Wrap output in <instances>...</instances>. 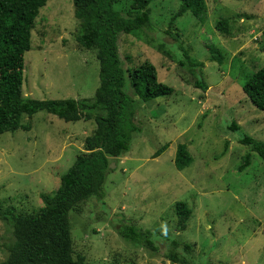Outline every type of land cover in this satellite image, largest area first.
Returning <instances> with one entry per match:
<instances>
[{
  "label": "rangeland",
  "instance_id": "374dc122",
  "mask_svg": "<svg viewBox=\"0 0 264 264\" xmlns=\"http://www.w3.org/2000/svg\"><path fill=\"white\" fill-rule=\"evenodd\" d=\"M206 1V17L188 11L168 34L181 0H154L151 22L121 35L125 68L151 61L174 92L147 101L136 96L135 122L142 131L130 151L112 161L102 201L91 197L71 212L75 257L83 254L89 264H181L164 256V237L193 243L191 264H264V160L240 142L244 134L264 139V111L243 90L264 66V0ZM131 3L118 0L115 8L126 13ZM222 18L229 19L228 33L216 28ZM80 27L73 0H47L25 53L24 96H95L100 63L96 49L78 42ZM209 44L222 52V63L210 59ZM185 53L204 66L195 71L182 65ZM200 77L207 90L195 86ZM126 82L132 92L128 76ZM234 121L240 130L230 129ZM22 123L31 129L0 135V207L28 214L44 205V196L53 197L96 122L66 121L42 110L24 115ZM179 143L194 158L183 170L174 162ZM164 144L168 148L154 157ZM248 153L251 163L240 171ZM178 200L193 209L183 231L177 228ZM127 222L154 232L160 253L123 238L119 229ZM13 241L12 227L0 215V260Z\"/></svg>",
  "mask_w": 264,
  "mask_h": 264
},
{
  "label": "trees",
  "instance_id": "16d2710c",
  "mask_svg": "<svg viewBox=\"0 0 264 264\" xmlns=\"http://www.w3.org/2000/svg\"><path fill=\"white\" fill-rule=\"evenodd\" d=\"M153 1L132 0L130 8L123 13L115 8L118 0H73L76 16L81 21L77 40L85 48L97 50L100 84L93 98L37 99L24 96L25 53L32 48L35 21L47 0H0V135L19 128L30 130V124L22 123L23 116H32L42 110L66 121L94 119L96 122L94 131L85 138V151L79 153L72 166L61 175L53 197L44 196V205L39 210L22 214L15 207H0V215L12 227L14 236L13 242L5 244L9 254L0 264H89L85 255L75 257L71 212L91 197L102 201L112 161L128 153L133 137L142 131L135 122L136 96L147 101L174 92V87L159 80L154 63L144 61L134 69H127L120 53L121 35L144 29L151 22ZM207 10L206 0H181L167 33L172 34L175 22L186 12L204 18ZM216 28L228 33L229 19H220ZM262 34L264 36V29ZM208 47L210 59L222 63V52L214 44ZM181 64L195 71L204 66L202 61L193 62L188 53ZM127 76L132 92L126 88ZM195 86L208 89L201 77L196 79ZM243 90L251 102L264 111V66L250 76ZM230 129L238 131L241 125L234 121ZM240 142L264 160V139L244 134ZM168 146L164 144L154 157ZM193 160L186 143H179L174 161L176 168L183 170ZM250 163L248 153L239 170ZM175 213L178 230H186L193 209L186 201L178 200ZM119 234L153 254L160 253L153 238L155 233L148 228L127 222L121 226ZM163 240L168 243L166 258L173 263L191 264L193 243L181 242L178 238L164 237Z\"/></svg>",
  "mask_w": 264,
  "mask_h": 264
},
{
  "label": "water",
  "instance_id": "95a60500",
  "mask_svg": "<svg viewBox=\"0 0 264 264\" xmlns=\"http://www.w3.org/2000/svg\"><path fill=\"white\" fill-rule=\"evenodd\" d=\"M111 168L115 167V163L112 162L111 165H110ZM172 264V263H171Z\"/></svg>",
  "mask_w": 264,
  "mask_h": 264
}]
</instances>
